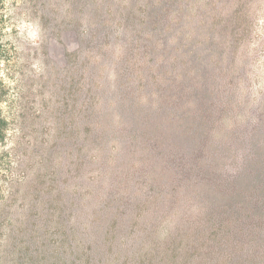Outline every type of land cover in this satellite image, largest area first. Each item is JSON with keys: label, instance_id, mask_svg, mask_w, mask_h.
Instances as JSON below:
<instances>
[{"label": "trees", "instance_id": "16d2710c", "mask_svg": "<svg viewBox=\"0 0 264 264\" xmlns=\"http://www.w3.org/2000/svg\"><path fill=\"white\" fill-rule=\"evenodd\" d=\"M6 5L0 264H264V0Z\"/></svg>", "mask_w": 264, "mask_h": 264}, {"label": "rangeland", "instance_id": "374dc122", "mask_svg": "<svg viewBox=\"0 0 264 264\" xmlns=\"http://www.w3.org/2000/svg\"><path fill=\"white\" fill-rule=\"evenodd\" d=\"M13 0H6V7H10ZM39 29L36 25H33L22 14H14V17L9 20V12L5 14V17L0 23V100L2 103V109L5 110L3 100L11 92V81L8 79L7 73L10 69V60L13 58L14 47H22L25 43H34L38 41ZM37 61H34V65ZM7 92L2 96L3 93ZM2 96V97H1Z\"/></svg>", "mask_w": 264, "mask_h": 264}]
</instances>
